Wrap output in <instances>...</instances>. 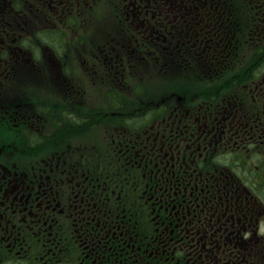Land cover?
Wrapping results in <instances>:
<instances>
[{"label":"flooded vegetation","instance_id":"flooded-vegetation-1","mask_svg":"<svg viewBox=\"0 0 264 264\" xmlns=\"http://www.w3.org/2000/svg\"><path fill=\"white\" fill-rule=\"evenodd\" d=\"M0 264H264V0H0Z\"/></svg>","mask_w":264,"mask_h":264}]
</instances>
